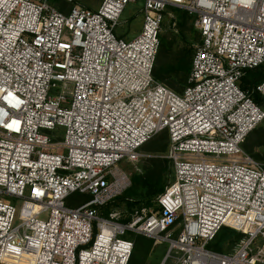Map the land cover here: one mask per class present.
Segmentation results:
<instances>
[{
	"label": "built area",
	"instance_id": "2783aa9c",
	"mask_svg": "<svg viewBox=\"0 0 264 264\" xmlns=\"http://www.w3.org/2000/svg\"><path fill=\"white\" fill-rule=\"evenodd\" d=\"M136 1L66 13L0 0V264H130V234L167 241L162 264H264V163L242 147L264 109L240 86L264 65V0H144L139 33L118 36ZM172 8L201 34L182 93L154 76ZM165 130L173 175L155 207L103 216L130 186L122 164ZM78 191L92 199L68 206ZM225 226L244 235L229 253L209 249Z\"/></svg>",
	"mask_w": 264,
	"mask_h": 264
},
{
	"label": "trees",
	"instance_id": "16d2710c",
	"mask_svg": "<svg viewBox=\"0 0 264 264\" xmlns=\"http://www.w3.org/2000/svg\"><path fill=\"white\" fill-rule=\"evenodd\" d=\"M172 9L178 13L175 25L178 33H173V26L166 27L167 23L164 20L160 33L161 43L154 67V76L174 91L182 93L188 84L194 57V50L189 47L191 45L189 32L191 27L189 25L192 20L189 17L191 15L189 12L181 8ZM164 29L166 31H163ZM172 35L176 39L179 38L185 45L175 47ZM263 81L264 65L247 70L240 80V86L243 90L249 91L254 101L264 109V96L257 90V86ZM169 146V132L165 130L141 147L140 150L145 155L146 153L152 155L140 160L142 162L141 168L131 174L130 186L116 199L101 208L103 216H108L113 211H119L121 214L119 221L127 223L136 211L155 207L157 198L165 191L173 174L170 159L166 157ZM242 147L254 159L264 163V120L247 136ZM87 195V201L91 200L92 196ZM243 235V233L225 226L208 243L207 247L213 251L229 253ZM135 236L136 234H130L132 239ZM136 237L133 239L134 250L130 264H138V260L148 254L152 242H154L153 239L143 235Z\"/></svg>",
	"mask_w": 264,
	"mask_h": 264
},
{
	"label": "rangeland",
	"instance_id": "374dc122",
	"mask_svg": "<svg viewBox=\"0 0 264 264\" xmlns=\"http://www.w3.org/2000/svg\"><path fill=\"white\" fill-rule=\"evenodd\" d=\"M74 2H68L66 0H49V3L54 6L55 8L63 11V12H68L73 4L79 3V4H84L86 6L92 7V8H97L103 0H73ZM144 5V0H137L136 2H131L127 6V9L125 10L124 14L122 15L121 18V23L119 26L115 29V33L118 36H122L126 39H132L134 38L139 31L141 30L142 24H143V15L141 13V10ZM173 15L176 17L178 16V13L174 9H169ZM191 21V24L189 25L190 28V42L191 45L189 47H192L193 50L195 51V45L199 42L200 39V33L195 27V16L190 15L189 16ZM166 27L173 26V33H178V29L174 25V20L170 17L167 16L165 19ZM163 31H166L164 29ZM173 43L175 44V47H183L185 44L180 41L179 38H175V36L172 35ZM61 83L58 89L54 90V94H58L61 92ZM63 129L59 128L54 132H51V135L55 134V139L61 138L63 135ZM54 137V136H53ZM152 154L146 153V155L143 158H146L148 156H151ZM142 162H136V163H129V162H124L122 164V169L124 172L128 175V177L131 176V174L138 169L141 168ZM173 175V174H172ZM88 199V195L86 193L82 192H75L70 195V197L67 199L66 203L70 207H77L83 203H85ZM16 200H12L13 203H15ZM16 205L18 207V215H25L30 212L31 208L29 207L28 204L23 203L22 201H16ZM112 210V209H111ZM115 210V209H113ZM130 236V235H129ZM136 236H141L140 234ZM134 238H137V237ZM133 238V239H134ZM262 241V240H261ZM169 251V243L167 241H162V242H152L151 249L146 254L142 259L140 258L138 260V264H162L167 253ZM174 260L170 258L167 262V264H173Z\"/></svg>",
	"mask_w": 264,
	"mask_h": 264
}]
</instances>
